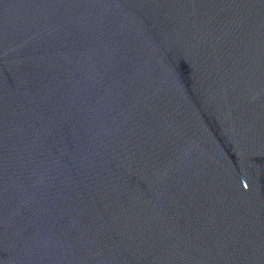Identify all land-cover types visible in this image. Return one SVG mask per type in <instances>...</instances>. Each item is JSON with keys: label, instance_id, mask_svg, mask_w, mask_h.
Listing matches in <instances>:
<instances>
[{"label": "water", "instance_id": "95a60500", "mask_svg": "<svg viewBox=\"0 0 264 264\" xmlns=\"http://www.w3.org/2000/svg\"><path fill=\"white\" fill-rule=\"evenodd\" d=\"M0 264H264V0H0Z\"/></svg>", "mask_w": 264, "mask_h": 264}]
</instances>
